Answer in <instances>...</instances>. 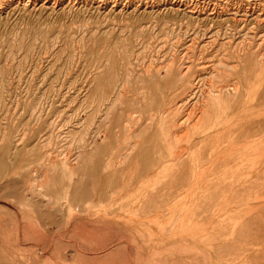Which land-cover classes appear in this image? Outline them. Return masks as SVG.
<instances>
[{"label":"rangeland","instance_id":"obj_1","mask_svg":"<svg viewBox=\"0 0 264 264\" xmlns=\"http://www.w3.org/2000/svg\"><path fill=\"white\" fill-rule=\"evenodd\" d=\"M263 12L264 0H0V264H224L242 238L222 230L211 141L264 112Z\"/></svg>","mask_w":264,"mask_h":264},{"label":"bare ground","instance_id":"obj_2","mask_svg":"<svg viewBox=\"0 0 264 264\" xmlns=\"http://www.w3.org/2000/svg\"><path fill=\"white\" fill-rule=\"evenodd\" d=\"M191 3V2H190ZM187 5V4H186ZM232 5V4H231ZM197 6V5H196ZM161 7V6H160ZM201 7V6H200ZM213 7V6H212ZM256 7V6H255ZM215 8V7H214ZM199 9V8H198ZM244 9V8H243ZM219 12V11H218ZM264 13V12H263ZM218 14V13H217ZM199 16V15H198ZM208 16V15H207ZM205 18V17H204ZM202 18V19H204ZM209 18V17H208ZM207 18V19H208ZM206 19V20H207ZM210 20H212L210 18ZM233 20V19H232ZM264 21V19H261ZM240 22V21H239ZM215 24V23H214ZM201 25V24H200ZM229 32V31H228ZM260 40V39H259ZM262 41V40H261ZM260 41V42H261ZM259 42V43H260ZM249 45V44H248ZM259 45V44H258ZM260 47V46H259ZM264 47V46H263ZM264 51V49H262ZM261 53V52H260ZM258 56V55H257ZM256 58V57H255ZM258 58H264V52L260 54ZM263 60V59H262ZM250 62V60H249ZM264 62V61H263ZM186 65V64H185ZM245 66V65H244ZM254 67V66H253ZM262 67V66H261ZM233 69V67H232ZM236 69V68H235ZM234 69V70H235ZM262 69V68H261ZM238 70V69H237ZM247 70V69H246ZM166 71V69H165ZM248 71V70H247ZM168 72V71H167ZM233 72V71H232ZM235 72V71H234ZM226 73V72H225ZM230 73V72H229ZM239 73V71H238ZM212 74V73H211ZM216 74V73H215ZM228 74V73H227ZM226 74V75H227ZM214 75V74H213ZM229 75V74H228ZM218 76V75H217ZM217 76H214L215 78ZM221 76V75H220ZM230 76V75H229ZM232 76V75H231ZM212 77V76H211ZM214 77H212L214 79ZM227 77V76H226ZM210 78V80L212 79ZM218 78V77H217ZM223 78V76H222ZM228 78V77H227ZM219 79V78H218ZM262 79V78H261ZM209 80V79H208ZM209 80V83H210ZM220 80V79H219ZM251 80V79H250ZM259 80V79H258ZM207 81V80H206ZM218 80H215V82ZM221 81V80H220ZM226 81V79H225ZM237 81V80H236ZM241 81V80H240ZM199 82V81H198ZM202 82V80H201ZM208 82V81H207ZM219 82V81H218ZM195 83V82H194ZM196 84V83H195ZM249 84V82H248ZM199 85V84H197ZM204 85V83H203ZM214 85V84H212ZM217 85V84H216ZM219 85V84H218ZM262 85V84H261ZM261 85H255L251 86L248 85L247 89L245 91L246 93V102L249 106L252 108L253 105L256 103L258 95L261 91ZM196 86V85H195ZM194 86V87H195ZM200 86V85H199ZM208 86V85H207ZM227 88L231 87L233 91H239L241 89L239 84L235 83H229L226 85ZM206 86H204L205 88ZM210 87V85H209ZM218 87V86H217ZM224 87V85H223ZM222 87V88H223ZM263 87V86H262ZM201 88V87H200ZM193 89V88H192ZM196 89V88H195ZM194 89V90H195ZM263 89V88H262ZM197 90V89H196ZM195 90V91H196ZM200 90H203L202 88ZM215 90V89H214ZM188 91V90H187ZM194 91V92H195ZM199 91V90H198ZM204 91V90H203ZM209 89L207 90V92ZM222 91H224L222 89ZM192 92V91H191ZM193 92V93H194ZM220 92V90H219ZM243 92V91H242ZM205 93V92H204ZM203 93V94H204ZM210 93V92H209ZM212 93V92H211ZM216 93V92H215ZM214 93V94H215ZM191 94V93H190ZM220 94V93H219ZM217 94V96L219 95ZM230 94V93H229ZM194 96V94H192ZM191 95V96H192ZM209 95V94H208ZM227 95V94H226ZM190 96V97H191ZM207 96V95H206ZM210 96V95H209ZM215 96V95H214ZM222 96V95H220ZM229 96V95H228ZM188 97V96H187ZM200 97V96H199ZM196 98V97H195ZM203 98V97H201ZM213 98V97H212ZM216 98V97H215ZM219 98V97H218ZM185 99V98H182ZM231 99V98H230ZM236 99V98H234ZM244 99V98H243ZM186 100V99H185ZM183 100V102L185 101ZM189 100V99H188ZM192 100V99H191ZM198 100V99H197ZM202 100V99H201ZM187 101V100H186ZM221 101V97H220ZM194 102V101H193ZM198 102V101H197ZM201 102V101H200ZM226 102V101H225ZM177 103V102H176ZM179 103V102H178ZM186 103V102H185ZM195 103V102H194ZM193 103V104H194ZM203 103V102H202ZM206 103V102H205ZM263 103V102H262ZM181 104V103H179ZM177 104V105H179ZM198 104V103H196ZM213 104V103H212ZM218 104V103H217ZM238 104V103H237ZM206 105V104H203ZM216 105V104H214ZM220 105V103H219ZM246 105V104H245ZM184 106V105H183ZM192 108V104L190 105ZM196 106V105H195ZM202 106V105H201ZM207 106V105H206ZM217 106V105H216ZM236 106V104H235ZM175 107V106H174ZM190 107V110H191ZM198 107V106H197ZM196 107V110L199 109ZM200 107V106H199ZM221 107H224L223 105ZM173 106L171 107V109ZM202 108V107H201ZM230 108V107H229ZM177 109V107H176ZM189 109V108H188ZM235 109V108H233ZM220 110V109H218ZM238 110V109H237ZM174 111H176L174 109ZM189 111V110H187ZM194 110H192L193 112ZM200 111V110H199ZM197 111V112H199ZM203 112V110H201ZM205 111V110H204ZM210 111V110H209ZM215 111V110H213ZM224 111V110H223ZM241 111V109H240ZM247 111V110H246ZM167 112V111H166ZM190 112V111H189ZM197 112L194 114H197ZM217 112V111H216ZM238 112V111H237ZM236 112V113H237ZM254 113V111L252 110ZM209 113V112H208ZM218 113V112H217ZM223 113V112H222ZM235 113V114H236ZM167 114V113H166ZM174 114V113H173ZM188 114V112H187ZM200 114V113H199ZM207 114V113H206ZM212 114V109H211ZM224 114V113H223ZM245 114V113H244ZM134 115V114H133ZM170 115V113H169ZM220 115V114H219ZM232 115V114H231ZM251 115V116H250ZM249 116L243 115V113H240L238 120L235 123H232L230 126H227L226 132L222 135H216L213 137L211 141V147L212 150H214V164H213V171H214V177H215V183L218 185L219 181V174H220V167H222L223 172V191H225L227 194L224 196V203L225 206L222 208V212L220 210L219 215L222 216V219L220 221H224L223 225H220L223 229V232L228 233L227 240L229 243V239L235 234H239L242 238L240 246H238L232 254H227L228 258H226L224 264H251L252 259H257L258 261L254 263L258 264H264V190H258L257 188L261 184L260 178H264V112L263 113H257V114H250ZM132 116V115H131ZM167 116V115H166ZM189 116V115H187ZM206 116V115H205ZM222 116V115H220ZM193 117V116H192ZM200 118V116H198ZM197 117V118H198ZM213 117H216V115ZM176 118V117H175ZM185 118V117H184ZM217 118V117H216ZM174 119V118H173ZM181 119V118H180ZM178 119V121L180 120ZM188 119V118H187ZM194 119V118H193ZM201 119V118H200ZM215 120V119H214ZM218 120V119H216ZM222 120V119H221ZM172 121V120H171ZM184 121V120H183ZM182 121V122H183ZM199 119L196 121V124L199 123ZM220 121V120H219ZM126 122V121H125ZM181 122V123H182ZM190 122V121H189ZM194 122V121H193ZM192 122V123H193ZM198 122V123H197ZM207 122V121H206ZM205 122V123H206ZM211 122V121H210ZM215 121H213L214 123ZM179 122H177L178 124ZM187 123V122H186ZM191 123V124H192ZM204 123V124H205ZM212 124V122H211ZM190 125V124H189ZM193 125V124H192ZM208 125L207 123L205 126ZM213 125V124H212ZM211 125V126H212ZM197 126V125H196ZM225 126V125H224ZM128 127V126H127ZM130 127V126H129ZM173 127V126H172ZM171 127V128H172ZM182 127V126H181ZM202 127V126H201ZM215 127V126H214ZM190 128V127H189ZM193 128V127H192ZM222 128V127H221ZM186 129H188L186 127ZM204 129V128H203ZM171 130V129H170ZM174 129H172L173 131ZM179 128L177 129V131ZM190 131V129H188ZM194 130V128H193ZM217 130V129H216ZM215 130V131H216ZM172 131L170 133H172ZM175 131V130H174ZM184 131V130H183ZM189 131L187 133H189ZM197 131V130H196ZM223 131V129H222ZM169 132V131H168ZM178 133V132H176ZM181 134L183 132H180ZM185 133V134H187ZM199 133V131H198ZM184 134V136H185ZM195 134V133H194ZM197 134V133H196ZM210 134V133H209ZM190 135V133H189ZM193 135V134H192ZM182 136V135H180ZM188 136V135H187ZM203 136V135H201ZM208 136V135H207ZM195 137V135H194ZM197 137V136H196ZM178 138L179 135H178ZM184 138V137H183ZM184 140V139H183ZM211 140V139H210ZM209 140V141H210ZM178 141V139H177ZM137 142V141H136ZM187 142V141H186ZM192 143V142H191ZM180 144V142H179ZM182 145V144H181ZM188 145V142H187ZM133 146V145H132ZM208 146V145H207ZM210 147V148H211ZM193 148V147H192ZM209 148V149H210ZM217 150L222 151V159H217V154L215 155ZM188 151V150H187ZM191 151V150H190ZM207 152H210V150ZM177 153V152H176ZM182 152H179V155H181ZM184 153V152H183ZM178 154V153H177ZM206 154V153H205ZM188 155V154H187ZM203 155V154H202ZM201 156V155H200ZM174 157V155L172 156ZM180 157V156H179ZM221 158V157H220ZM202 159V156H201ZM171 160V159H170ZM220 160V163H219ZM172 161V160H171ZM175 162V161H174ZM180 162V161H179ZM178 162V163H179ZM171 164V163H170ZM176 164V163H175ZM178 165V164H177ZM208 165H210L208 163ZM178 167V166H177ZM210 167V166H209ZM210 169V168H209ZM179 170V169H178ZM176 171V170H175ZM209 171V170H208ZM194 172V171H193ZM199 173V172H198ZM191 174V173H190ZM193 174V173H192ZM212 174V173H210ZM203 175V174H202ZM209 176V175H208ZM198 177V176H197ZM199 178V177H198ZM202 178V177H201ZM208 180V179H207ZM214 180V179H213ZM211 181V180H210ZM204 182V181H203ZM205 183V182H204ZM207 183V182H206ZM214 183L213 194H216L219 190L218 186ZM213 184V183H210ZM208 188L211 185H207ZM212 187V186H211ZM261 188H264V185L262 183ZM216 192V193H215ZM211 193V192H210ZM217 195V194H216ZM221 195V194H220ZM211 198V197H210ZM221 198V197H220ZM223 198V197H222ZM221 201V200H218ZM211 202V201H210ZM217 202V201H216ZM220 203V202H219ZM215 203H212V206H214ZM221 204V203H220ZM219 204V205H220ZM217 205V204H216ZM218 205V206H219ZM211 206V207H212ZM214 210V209H213ZM215 210H218L215 208ZM214 210V211H215ZM261 210L262 214H259V211ZM214 213V212H213ZM217 213V212H216ZM216 215V214H215ZM218 215V216H219ZM217 216V217H218ZM220 216V217H221ZM213 217V215H212ZM216 218V217H215ZM219 219V218H218ZM217 219V220H218ZM256 223L254 224V221ZM213 221V220H212ZM219 222V221H217ZM222 223V222H221ZM214 224V222L212 223ZM220 224V223H219ZM215 225V224H214ZM217 225V224H216ZM215 225V226H216ZM260 225V226H259ZM219 226V227H220ZM251 226H255L256 228L254 231H251ZM259 226V227H257ZM216 229V228H215ZM214 229V230H215ZM219 229V228H218ZM217 230V229H216ZM220 230V229H219ZM218 230V231H219ZM213 231V228H212ZM214 241H217L218 237H221L216 234V231H214ZM224 233V234H225ZM249 234V236L244 239V237ZM251 234L256 235V240H258V244H256L255 241L252 240ZM224 236V235H223ZM232 239V238H231ZM213 241V239H212ZM220 242V241H218ZM232 242V240H231ZM230 242V244H232ZM234 243V242H233ZM240 243V242H238ZM236 243V244H238ZM216 244V243H215ZM222 244V242H221ZM220 244V245H221ZM224 244L225 241H224ZM235 244V246H237ZM219 245V246H220ZM223 245V244H222ZM222 245L220 247H222ZM214 246V245H212ZM217 246V245H215ZM214 248V247H213ZM212 248V249H213ZM218 248V247H217ZM225 248V247H224ZM235 248V247H234ZM215 249V248H214ZM219 249V248H218ZM217 249V250H218ZM221 249V248H220ZM216 250V251H217ZM220 251V250H218ZM41 252V251H40ZM231 252V250H230ZM216 253V252H215ZM218 254V253H217ZM218 256V255H217ZM220 260L219 258L217 259ZM222 263V262H218ZM217 263V264H218Z\"/></svg>","mask_w":264,"mask_h":264}]
</instances>
